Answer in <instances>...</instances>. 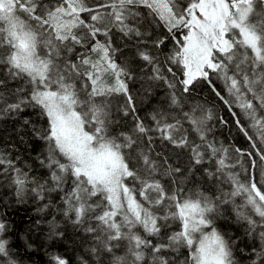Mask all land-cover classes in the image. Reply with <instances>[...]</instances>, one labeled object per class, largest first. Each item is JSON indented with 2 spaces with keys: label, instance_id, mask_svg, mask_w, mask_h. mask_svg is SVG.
<instances>
[{
  "label": "snow or ice",
  "instance_id": "obj_1",
  "mask_svg": "<svg viewBox=\"0 0 264 264\" xmlns=\"http://www.w3.org/2000/svg\"><path fill=\"white\" fill-rule=\"evenodd\" d=\"M201 82L250 143L235 158ZM24 205L45 264H264V0H0V264Z\"/></svg>",
  "mask_w": 264,
  "mask_h": 264
},
{
  "label": "trees",
  "instance_id": "obj_2",
  "mask_svg": "<svg viewBox=\"0 0 264 264\" xmlns=\"http://www.w3.org/2000/svg\"><path fill=\"white\" fill-rule=\"evenodd\" d=\"M192 95L196 98V100L205 102L206 108L210 110L212 115V119L208 122L212 127L210 137L214 138L219 145H222L224 148L229 150L228 155L230 158H235L237 156L235 152L236 148H240L245 151L250 149V143L237 127L235 118L229 112L228 108L218 100L214 93H212L206 82H201ZM141 114L143 115V111ZM27 115L34 122H37L38 125L43 123V121H41L35 114L31 113V110H29ZM221 117L223 120L227 121V123H221ZM130 122L131 120L129 119V123ZM245 123H247V121H245ZM7 126L11 128L10 121L7 122ZM28 155L30 156L31 153H28ZM247 167L248 165L244 164L242 167L238 166L234 169V171L239 173L242 182L245 177L248 176V172L245 171ZM256 175L257 178H259L258 171ZM225 187L228 188L229 185L226 184ZM241 202L242 198L238 197L237 203ZM225 207L227 208V215L232 218L227 222L229 234L233 236H240L242 238L240 241V247H245L247 245V240L243 237L244 225L242 223L233 222L235 221V216L233 214L234 205H227ZM245 211H250V209H245ZM8 217L14 226L13 234L9 237V239L10 242H13L19 250V258H21L20 264H45L47 257L44 255L43 249L39 247L41 244H45V246L48 244V241L45 238V233L43 231H37L35 227H33V231L31 233L27 231L30 226H33L34 221L37 219V215L33 211V206L24 205L20 207L18 211H9ZM41 228L46 229L47 225H41ZM25 238L32 240V249H28L25 246ZM66 241H73L74 243H66ZM78 243V234L74 233L69 225L67 227L65 241H58L56 246L61 248L62 251L66 250L67 255L71 258Z\"/></svg>",
  "mask_w": 264,
  "mask_h": 264
},
{
  "label": "bare ground",
  "instance_id": "obj_3",
  "mask_svg": "<svg viewBox=\"0 0 264 264\" xmlns=\"http://www.w3.org/2000/svg\"><path fill=\"white\" fill-rule=\"evenodd\" d=\"M236 111L238 112L239 111V109H236ZM222 118V117H221ZM223 119V118H222Z\"/></svg>",
  "mask_w": 264,
  "mask_h": 264
}]
</instances>
